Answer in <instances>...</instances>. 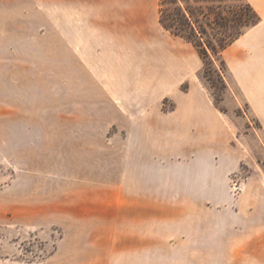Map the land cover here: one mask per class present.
Returning a JSON list of instances; mask_svg holds the SVG:
<instances>
[{
	"label": "rangeland",
	"instance_id": "1",
	"mask_svg": "<svg viewBox=\"0 0 264 264\" xmlns=\"http://www.w3.org/2000/svg\"><path fill=\"white\" fill-rule=\"evenodd\" d=\"M133 1L0 0V264H264V130L248 91L225 53L205 63L193 45L225 131L178 138L161 121L175 100L130 90L146 76L117 66L128 38L89 23ZM146 1L177 29L186 12L195 40L228 42L256 13L264 31V0ZM120 193L189 202L195 214L157 252L109 260L106 232L75 218L108 214Z\"/></svg>",
	"mask_w": 264,
	"mask_h": 264
},
{
	"label": "crops",
	"instance_id": "2",
	"mask_svg": "<svg viewBox=\"0 0 264 264\" xmlns=\"http://www.w3.org/2000/svg\"><path fill=\"white\" fill-rule=\"evenodd\" d=\"M111 8L113 15L91 16L89 23L108 28L114 37L130 41L132 51L117 66L130 69L133 75H145L146 81L132 83L129 89L164 93L162 98H173L175 110L161 121L173 125L178 138L204 139L216 130L223 133L225 123L213 103L206 99L199 80L202 59L193 44L162 26L154 16L152 2L134 0ZM259 26L247 30L224 53L235 79L248 91L250 107L264 130V82H255L258 76H264V31ZM185 82L190 83L188 92L180 89ZM149 104L143 101L142 106ZM157 116L161 115L155 113L154 118L158 119ZM201 146L195 145L189 154L202 151ZM109 203L113 205L111 212L104 216L90 214L86 218H75L99 224L106 232L109 260L115 259L112 255L125 259L132 253L157 252L171 243L170 232L195 214L189 202L147 193H120ZM250 244L255 251L258 240L253 239Z\"/></svg>",
	"mask_w": 264,
	"mask_h": 264
},
{
	"label": "trees",
	"instance_id": "3",
	"mask_svg": "<svg viewBox=\"0 0 264 264\" xmlns=\"http://www.w3.org/2000/svg\"><path fill=\"white\" fill-rule=\"evenodd\" d=\"M163 2H165L166 0H162ZM175 2H177V0H174ZM210 10V8H208ZM184 15V27H182L181 29H177L174 25H170V24H166V22L164 21V18H161V23L162 25L169 30L170 32H172L175 35L181 36L183 37L185 40H187L188 42H191L198 50L200 56L202 57L203 61L206 63V57H210L211 54H215V55H219L222 56L224 51L237 39L239 38L242 34H244L245 32H240L237 36H235L232 40L228 41V42H218V43H211V41L205 42V41H201L199 40H195L193 38V34L194 35H198V27L196 26V24L190 20V17L187 15L186 12H183ZM261 22V17L260 15H258L256 13L255 19L252 20V22L248 25H250L251 27L258 25ZM201 32L205 33V29L201 27Z\"/></svg>",
	"mask_w": 264,
	"mask_h": 264
}]
</instances>
